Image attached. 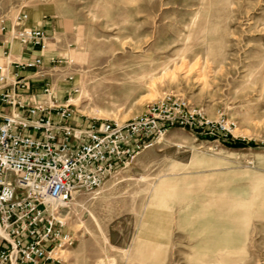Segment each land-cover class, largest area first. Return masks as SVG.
I'll list each match as a JSON object with an SVG mask.
<instances>
[{
	"label": "rangeland",
	"instance_id": "374dc122",
	"mask_svg": "<svg viewBox=\"0 0 264 264\" xmlns=\"http://www.w3.org/2000/svg\"><path fill=\"white\" fill-rule=\"evenodd\" d=\"M20 14L59 26L31 90L76 120L179 98L253 145L169 128L58 211L54 264H264V0H0V26Z\"/></svg>",
	"mask_w": 264,
	"mask_h": 264
},
{
	"label": "built area",
	"instance_id": "2783aa9c",
	"mask_svg": "<svg viewBox=\"0 0 264 264\" xmlns=\"http://www.w3.org/2000/svg\"><path fill=\"white\" fill-rule=\"evenodd\" d=\"M26 20L20 14L15 31L1 25L0 33H13L22 46L45 51L49 38L38 29L21 26ZM42 61L36 58L16 68L34 71L36 76ZM56 62L60 61L51 59L49 65ZM13 75L8 85L27 90L19 72ZM7 77L0 65V83H6ZM0 104L10 107L0 122V264H54L52 252L61 245L63 234L58 211L75 193L99 189L169 128L210 134L218 140L223 135V141L229 135L228 125L208 121L179 98L163 99L122 124L77 121L68 102L60 103L47 83L39 96L30 89L14 101L0 90ZM30 131L39 133V138Z\"/></svg>",
	"mask_w": 264,
	"mask_h": 264
},
{
	"label": "crops",
	"instance_id": "0c3cea01",
	"mask_svg": "<svg viewBox=\"0 0 264 264\" xmlns=\"http://www.w3.org/2000/svg\"><path fill=\"white\" fill-rule=\"evenodd\" d=\"M21 26L27 28V24L25 22ZM28 28L38 29L43 33H45V35H47L49 41H48L47 49L45 51L40 52L39 50L34 49L30 46H22L18 42V40L14 37L13 33L12 34H10V32L0 33V65L6 69L8 75L7 77L8 81H6V83H0V90H3V92L7 93L12 101H14L15 98H17V96L20 93H24L27 95L32 87V82H34L31 79V74L33 72H31V70L19 71L16 68V64H22L36 58H42L43 61L41 68H43L46 62V55L50 54L54 48V44L52 40H54L56 36L60 35L61 33L59 26L54 21L51 20H47L45 22L42 21L38 25H30ZM50 60H48V66ZM17 71L19 72V76L24 78V80L26 81L27 90L21 91L12 88L11 85L10 86L8 85L9 84L8 82H10L9 80L13 78L14 76L13 74L16 73ZM1 84L4 85L1 86ZM40 94L41 92L36 95L39 96ZM26 97L25 95L22 96V98H24V101H26ZM9 112H10L9 106L0 104V122L2 117L7 115Z\"/></svg>",
	"mask_w": 264,
	"mask_h": 264
},
{
	"label": "trees",
	"instance_id": "16d2710c",
	"mask_svg": "<svg viewBox=\"0 0 264 264\" xmlns=\"http://www.w3.org/2000/svg\"><path fill=\"white\" fill-rule=\"evenodd\" d=\"M226 147L228 148H242V147H246V146H253L251 144H248L244 141L241 140H235L232 138L231 135H227V140L223 143Z\"/></svg>",
	"mask_w": 264,
	"mask_h": 264
},
{
	"label": "bare ground",
	"instance_id": "6f19581e",
	"mask_svg": "<svg viewBox=\"0 0 264 264\" xmlns=\"http://www.w3.org/2000/svg\"><path fill=\"white\" fill-rule=\"evenodd\" d=\"M111 61H112V60H111ZM113 63H114V62H113ZM114 66H115V65H114ZM134 67H135V66H134ZM162 68H164V67H162ZM162 71H163V70H162ZM164 71H165V70H164ZM101 79H102V78H101ZM83 87H84V86H83ZM68 102H69V103H74V100L71 99V100H69ZM72 198H73V196H72ZM71 200H72V199H71ZM62 241H63V240H62ZM61 246H62V244H61L60 246H57V247H61ZM55 249H56V248H55ZM55 249H54V250H55ZM53 252H54V251H53ZM53 252H52V253H53Z\"/></svg>",
	"mask_w": 264,
	"mask_h": 264
}]
</instances>
